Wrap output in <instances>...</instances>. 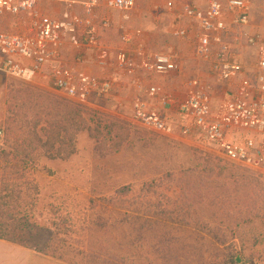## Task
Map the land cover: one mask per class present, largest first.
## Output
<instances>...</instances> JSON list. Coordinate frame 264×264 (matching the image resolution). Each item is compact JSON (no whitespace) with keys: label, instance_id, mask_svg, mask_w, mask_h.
Here are the masks:
<instances>
[{"label":"rangeland","instance_id":"rangeland-1","mask_svg":"<svg viewBox=\"0 0 264 264\" xmlns=\"http://www.w3.org/2000/svg\"><path fill=\"white\" fill-rule=\"evenodd\" d=\"M75 1V11L81 13L79 2L83 0ZM167 1L136 0L127 21L120 12H108L101 5L97 13L109 16L112 24L102 29L99 39L115 52L124 28L141 30L140 41L148 51L172 53L177 58L179 71L172 75L182 80L184 94L164 91L163 76L171 73L144 72L143 78L136 74L138 86L119 80L130 88L123 97L96 101L100 111L126 124L127 139L119 151L110 152L111 140L96 148L84 130L78 133L76 152L69 158L39 157L35 173L39 194L31 210L32 221L40 227L35 240L44 242L51 237L66 259L90 264H226L233 257L243 264H264V164L257 170L235 166L204 136L179 134L178 126L175 134L163 135L129 118L132 101L136 97L146 100L142 93L146 94L149 86L160 88L156 101L164 96L181 101L186 81H201L203 74L186 75L185 52L189 51L192 63H200L194 67H203L202 72L211 76L209 65L194 55L199 30L195 21L181 13L185 2L176 0L174 4L171 0L174 6L169 8ZM248 2L254 15L249 23L256 27L255 32L264 34V0ZM178 28L186 30L185 37L174 34ZM0 29L19 31L21 26L7 15L0 18ZM243 46L239 61L253 79L256 49ZM0 76L3 129L8 116V84L30 85L60 96L45 82ZM214 83L222 88L220 94L234 92L233 86ZM171 108L178 113L176 106ZM2 208L0 204V212ZM194 241L203 244V256L186 261L180 243Z\"/></svg>","mask_w":264,"mask_h":264},{"label":"built area","instance_id":"built-area-1","mask_svg":"<svg viewBox=\"0 0 264 264\" xmlns=\"http://www.w3.org/2000/svg\"><path fill=\"white\" fill-rule=\"evenodd\" d=\"M38 1L0 0V18L8 15L21 26L19 31L0 29V74L23 81L39 80L57 94L95 105L119 80L127 79L138 86L139 71L160 75L179 71V62L172 53L146 49L140 41L139 29L124 28L115 52L99 39L97 28H110L112 20L109 16H99L97 9L102 5L108 12L118 11L127 21L136 0H83L79 2L81 13L74 9V4H78L75 0H66L65 9L57 16L43 13L37 7ZM166 5L174 6L171 0ZM181 13L198 25L194 43L196 58L208 63L215 81L233 86L234 92L226 91L220 111L215 114L212 84L190 78L181 101L164 96L159 103L163 107L176 106L183 116L178 123L179 134L189 135L196 129L229 161L259 169L264 164V34L246 29L251 5L248 0H210L204 11L183 3ZM174 34L185 37L187 33L184 28H178ZM243 45L256 49L253 79L246 75L239 61V49ZM66 48L75 51L73 65L64 61ZM83 50L92 53L101 75L85 68ZM159 91L158 86L151 85L146 96L153 99ZM129 118L134 124L159 134L176 132V125L167 115L152 110L147 100L140 97L132 101ZM233 130L246 134L233 141L228 138ZM3 138L4 129L0 126V143Z\"/></svg>","mask_w":264,"mask_h":264},{"label":"trees","instance_id":"trees-1","mask_svg":"<svg viewBox=\"0 0 264 264\" xmlns=\"http://www.w3.org/2000/svg\"><path fill=\"white\" fill-rule=\"evenodd\" d=\"M7 86L8 116L5 120L4 141L0 145V204L3 207L0 212V239L69 264H90L88 261L66 259L59 253L57 244L53 246L51 237L44 242L35 240L40 227L32 221L31 210L33 199L39 194L35 177L38 159L41 156L48 159L69 158L76 152L78 133L84 130L96 148L102 142L111 140L113 143L108 151L117 152L127 139L126 124L100 111L95 105L30 85ZM226 161L238 167L257 170L228 159ZM202 245L198 241L180 243V250L184 253L182 258L189 261L197 255L202 257ZM155 263L153 261L152 264ZM226 264L243 263L233 257Z\"/></svg>","mask_w":264,"mask_h":264},{"label":"crops","instance_id":"crops-1","mask_svg":"<svg viewBox=\"0 0 264 264\" xmlns=\"http://www.w3.org/2000/svg\"><path fill=\"white\" fill-rule=\"evenodd\" d=\"M65 1L66 0H39L37 7L45 14H48L51 16H57L60 14V12H62L65 9V7H66ZM174 1H175L174 4H176L177 1L176 0H174ZM181 1H184L185 3H189L193 7L197 8V9L204 10V11L207 9L208 3L210 2V0H181ZM219 1L223 2L225 0H219ZM61 2H63L64 4ZM74 9H75V7H74ZM250 16H251V13H250ZM253 18H254V15L251 19H253ZM102 29L104 30L105 28H102V27L97 28V33H98L99 38L103 34ZM246 29L248 30V32L253 33V32H255L256 27L249 23V25H247ZM105 30H107V29H105ZM101 38L103 39V37H101ZM246 47L247 46H243V48H246ZM249 47H251V46H249ZM74 52L75 51H73V49H71V48H66L64 50V53H63L64 54V61L69 65L74 64V57H75ZM180 52L183 54V51H180ZM82 54L84 57L85 68L91 73L101 75V70L97 66H95V64L93 62L92 53L90 51L83 50ZM184 56H185L184 60H187L185 62V73H186V75H191L194 73L203 74L204 76L201 78V81H203V83H205V84H208V83L212 84V87H213L212 109H213V112L215 114H217L220 111L221 105L224 102L225 93H227L228 91L226 90L227 92L220 94V89H222V88L221 87L217 88L215 83H214V80L211 78V76L207 77V74L202 72L203 67H200V66L194 67V63H196L197 65H199L200 63H198V62L192 63L191 62V59H190L191 56L189 54V51L185 52ZM204 62L205 61L202 60V63H204ZM137 75L140 78H143L145 73L143 71H139L137 73ZM1 78H2V76H0V81H1ZM163 78L166 80L165 82H163V84L167 86V88H165V90H164L165 92H167V93L169 92V93L176 94V95L184 94V88H183L182 80L180 78H178L177 75H172V73H171V75L169 74L168 76H163ZM129 90H130L129 86H125V84L122 82H117V84L113 87V89L110 91V93L101 99L108 98L109 96H111L114 99H118V98L123 97V95L125 93H129ZM142 94H144V95H142ZM142 94H141L142 96H145V99L147 100L149 107L152 110H154L160 114L167 115L170 118V120L176 125V127L178 126L179 120L183 117L180 113H177L171 107H169V108L163 107L162 105H160L159 100H157V101L155 100V97L153 99L147 97L145 94V91ZM101 99H98L96 101H100ZM192 132L193 133L195 132L196 134L201 135V133L196 129H193ZM244 134H246V131L233 130V131L228 133V138L230 140H233V141H238L239 139H241L244 136ZM201 136H203V135H201ZM0 264H67V263H65L61 260H58L56 258H53L51 256L45 255L43 253L37 252L35 250H32L30 248H27V247H24V246H21V245H18V244H15V243L3 240V239H0Z\"/></svg>","mask_w":264,"mask_h":264},{"label":"water","instance_id":"water-1","mask_svg":"<svg viewBox=\"0 0 264 264\" xmlns=\"http://www.w3.org/2000/svg\"><path fill=\"white\" fill-rule=\"evenodd\" d=\"M237 261H238V262H240V259H239V258H237Z\"/></svg>","mask_w":264,"mask_h":264}]
</instances>
